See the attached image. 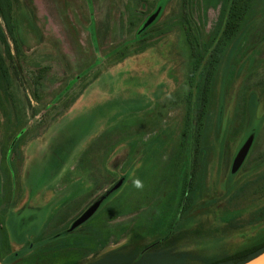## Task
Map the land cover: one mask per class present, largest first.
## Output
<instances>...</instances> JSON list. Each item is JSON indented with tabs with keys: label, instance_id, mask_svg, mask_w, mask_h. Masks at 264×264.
Wrapping results in <instances>:
<instances>
[{
	"label": "rangeland",
	"instance_id": "rangeland-1",
	"mask_svg": "<svg viewBox=\"0 0 264 264\" xmlns=\"http://www.w3.org/2000/svg\"><path fill=\"white\" fill-rule=\"evenodd\" d=\"M197 1L206 41L222 0ZM14 2L20 73L9 90L0 82L2 264H43L48 250L44 264H90L122 248L211 260L264 241V0L221 65L193 180L191 153H179L190 65L182 0ZM159 5L162 16L141 34ZM44 179L52 228L11 239L8 215L19 216Z\"/></svg>",
	"mask_w": 264,
	"mask_h": 264
},
{
	"label": "trees",
	"instance_id": "trees-1",
	"mask_svg": "<svg viewBox=\"0 0 264 264\" xmlns=\"http://www.w3.org/2000/svg\"><path fill=\"white\" fill-rule=\"evenodd\" d=\"M259 1L222 0L218 28L209 39L204 41L202 30L193 20L198 1L182 0L177 26L184 33L190 65L186 96L187 109L181 130L179 153L181 159L186 158L189 153L193 158L187 179L190 177L193 180L197 171L203 169L202 153L206 143V134L212 125L217 78L223 60L232 45L254 20ZM161 4L164 5V2ZM163 5H159L156 9L161 6L164 9ZM153 25L142 33L148 31ZM13 51L21 53L16 38L15 2L14 0H0V82L6 90L13 87L20 73V66L17 65L16 58L12 55ZM263 253L264 241L211 260L196 258L191 252L186 251L178 252L169 249L140 251L122 248L90 264H193L195 262L246 264ZM44 263H46L45 260Z\"/></svg>",
	"mask_w": 264,
	"mask_h": 264
},
{
	"label": "crops",
	"instance_id": "crops-1",
	"mask_svg": "<svg viewBox=\"0 0 264 264\" xmlns=\"http://www.w3.org/2000/svg\"><path fill=\"white\" fill-rule=\"evenodd\" d=\"M47 187V181L44 179L35 194L30 195L28 199L34 198V200L31 203L24 202L23 207H19L20 215L15 216L11 213L8 215L5 227L11 239H25V236L36 233L45 236L47 229L52 228V203L51 198L47 196ZM48 217L49 221L47 222Z\"/></svg>",
	"mask_w": 264,
	"mask_h": 264
},
{
	"label": "water",
	"instance_id": "water-1",
	"mask_svg": "<svg viewBox=\"0 0 264 264\" xmlns=\"http://www.w3.org/2000/svg\"><path fill=\"white\" fill-rule=\"evenodd\" d=\"M159 13H160V10H158L154 15H152L147 20V22L145 23V25L143 26V28L141 29L140 32L144 31L146 28H148L150 25H152V23H154V21L158 17ZM254 140H255V136L254 135L250 136L248 138V140L244 143V145L238 151V153H237V155L233 161V164H232L231 173L233 175L237 174L239 172V170L242 168L244 162L246 161V159L250 153V150L253 146ZM119 186L120 185L115 186L114 190L117 189ZM104 199L105 198H102L101 200L97 201L86 212H84L82 214V216L74 222L70 231L77 229L78 227H80L81 225L86 223L88 220H90L92 218V216L95 214V212L98 210V208L100 207V205ZM0 264H2L1 261H0ZM246 264H264V253L262 255H260L259 257L253 259L252 261L246 263Z\"/></svg>",
	"mask_w": 264,
	"mask_h": 264
},
{
	"label": "flooded vegetation",
	"instance_id": "flooded-vegetation-1",
	"mask_svg": "<svg viewBox=\"0 0 264 264\" xmlns=\"http://www.w3.org/2000/svg\"><path fill=\"white\" fill-rule=\"evenodd\" d=\"M158 10H161V12L159 13V15H158V17L156 18V20L154 21V23H155L157 20H159V18L162 16V13H163V7L161 6V7H159L158 9H156V10L152 13V15H154ZM152 15H151V16H152ZM146 22H147V21H146ZM146 22H145V23H146ZM145 23L143 24V26L145 25ZM154 23H152V25H153ZM152 25H150V26H152ZM143 26H142V28H143ZM150 26H149V27H150ZM149 27H148V28H149ZM142 28H141V29H142ZM146 29H147V28H146ZM146 29H145V30H146ZM141 34H142V32H141ZM0 246H1V245H0ZM0 250H1V254H0L1 257H0V258L2 259V258H3V247H2V246H1V249H0ZM48 252L50 253L49 250H48ZM48 252L46 251V253H44V255H43V256L45 257V261H46V262H47V254H48ZM41 256H42V255H39L38 258H40ZM0 261H1V260H0Z\"/></svg>",
	"mask_w": 264,
	"mask_h": 264
},
{
	"label": "clouds",
	"instance_id": "clouds-1",
	"mask_svg": "<svg viewBox=\"0 0 264 264\" xmlns=\"http://www.w3.org/2000/svg\"><path fill=\"white\" fill-rule=\"evenodd\" d=\"M134 183H135L136 187H138V188L141 186V184H140V181H139V180L135 181Z\"/></svg>",
	"mask_w": 264,
	"mask_h": 264
}]
</instances>
